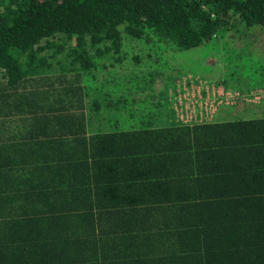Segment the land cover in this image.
<instances>
[{
  "label": "trees",
  "instance_id": "obj_1",
  "mask_svg": "<svg viewBox=\"0 0 264 264\" xmlns=\"http://www.w3.org/2000/svg\"><path fill=\"white\" fill-rule=\"evenodd\" d=\"M223 31L264 53V0H0V113L53 126L0 142V264H264V116L87 134L79 115L82 70L121 59L123 35Z\"/></svg>",
  "mask_w": 264,
  "mask_h": 264
},
{
  "label": "rangeland",
  "instance_id": "obj_2",
  "mask_svg": "<svg viewBox=\"0 0 264 264\" xmlns=\"http://www.w3.org/2000/svg\"><path fill=\"white\" fill-rule=\"evenodd\" d=\"M122 43L125 54H121L120 62L115 63V58H99L106 66L101 69L99 64L96 71H90L91 74L82 70L81 77L89 78L87 85L91 90L100 91L98 95L102 102L114 103L110 105L113 109L109 106L108 109L117 116L124 115L127 107L117 103L115 92L128 94L130 101L135 103V112H128L135 116L136 125L141 121L139 117L151 120L156 113L151 99L154 97L160 101L158 111L168 115V122L173 121L169 90L175 89L177 79L201 82L202 85L225 83L229 87H238L248 83L249 86H264V53L245 36L227 37L223 31L200 46L188 49H178L171 41L156 37L135 39L123 35ZM77 70L68 71V74L74 75ZM97 81L102 85L93 87ZM255 106V103L241 100L236 104H222L214 117L240 116L243 108L249 112Z\"/></svg>",
  "mask_w": 264,
  "mask_h": 264
},
{
  "label": "crops",
  "instance_id": "obj_3",
  "mask_svg": "<svg viewBox=\"0 0 264 264\" xmlns=\"http://www.w3.org/2000/svg\"><path fill=\"white\" fill-rule=\"evenodd\" d=\"M120 62V59H116L115 63ZM102 62V61H101ZM111 65V64H110ZM118 66V64H117ZM104 67V65H101V69ZM114 67V66H113ZM97 70V69H96ZM95 70V71H96ZM126 73V72H124ZM58 74V71H54L53 69H50L46 72H40L38 74H30L31 78H33L34 76L37 75H43V76H48V75H55ZM97 75H102V73L97 72ZM102 79V78H101ZM89 80V78L87 77L86 80H81V102L83 103L84 109L83 111L79 114H83L84 115V123H85V127H86V133H92V132H100V131H108V130H131L133 128H136V118L135 116L129 113V112H135V103L134 101H130L129 95L128 94H118L115 92V94L118 96V98H114L115 100H118V104H122L124 107H127V112L124 115H119L117 116L116 113H110L111 111H109L108 106L110 108V110L113 109V107H110V103L106 104L104 102H100V104L97 103L93 104V101H96L97 99L95 98L98 95V92H100L99 90L95 89V91L91 90V87H88L87 85V81ZM0 82H2V72L0 71ZM43 85H46L45 81ZM224 84V85H223ZM219 86H224L225 88H234L237 89V87H229L230 85H227L225 83H223ZM31 85V84H29ZM100 85H102V82L98 83L94 82L93 87H99ZM248 87V85L242 84V87ZM257 86H249L248 90H243L242 92H248L251 89L255 88ZM258 87H262V86H258ZM264 87V86H263ZM30 88H33L32 86H28L26 89L22 88L21 91H28ZM239 89V88H238ZM50 91H53L52 89ZM80 92V91H79ZM26 95V99L28 97L31 96V94H25ZM63 102H60V97H56L55 95H52L49 99V101L51 102V104L56 101L58 103H64V104H68L69 102H71V99H69V97L63 96ZM153 99L154 103H155V110L156 113L154 114V116H152L151 120H148V123H152L153 126L156 127H160V126H165L168 125L170 123L175 122V114L172 111V115L174 117L173 121H167L168 120V115L162 114V112L158 111L157 106L159 105L160 101L158 99H156V97L151 98ZM263 101V100H262ZM260 102L258 104H255V108L252 111L247 112V110H245L244 108L241 110V115L240 116H226L224 118H215L213 120H233L236 119L237 117H258V116H264V103ZM99 104V106H98ZM24 106L28 109L29 107H31L28 104V101H26L24 103ZM33 107V106H32ZM129 111V112H128ZM75 112V113H79ZM71 113L73 112H68V111H63V112H57L55 115H58L60 117V121L59 123H55V125L59 126V129H61L62 131H65L66 129H70L71 127ZM165 115V116H164ZM225 115V114H223ZM228 115V114H227ZM140 119H142L143 117H139ZM148 117H146L147 119ZM36 121L37 120H33L32 118V114L25 111V110H21V109H17L14 112H10V111H2L0 113V142L5 141V142H14L16 139L19 140L20 137L27 135L30 136L31 132H34L32 128L33 126H36ZM43 126L42 128L45 129H52V123L51 122H41L38 123L37 126L35 127V129H37V127L40 128V126ZM34 129V130H35ZM58 142V141H57ZM8 146L11 147L10 144H7Z\"/></svg>",
  "mask_w": 264,
  "mask_h": 264
},
{
  "label": "built area",
  "instance_id": "obj_4",
  "mask_svg": "<svg viewBox=\"0 0 264 264\" xmlns=\"http://www.w3.org/2000/svg\"><path fill=\"white\" fill-rule=\"evenodd\" d=\"M169 94L177 120L192 124L212 121L218 106L222 104H236L239 100L259 103L264 98V87L242 92L239 89L177 79L175 89H170Z\"/></svg>",
  "mask_w": 264,
  "mask_h": 264
}]
</instances>
